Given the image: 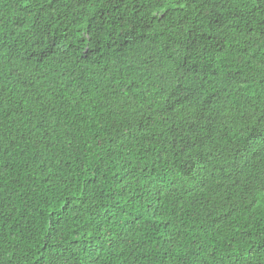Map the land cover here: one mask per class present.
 I'll use <instances>...</instances> for the list:
<instances>
[{
  "label": "trees",
  "instance_id": "obj_1",
  "mask_svg": "<svg viewBox=\"0 0 264 264\" xmlns=\"http://www.w3.org/2000/svg\"><path fill=\"white\" fill-rule=\"evenodd\" d=\"M0 264H264V0H0Z\"/></svg>",
  "mask_w": 264,
  "mask_h": 264
}]
</instances>
